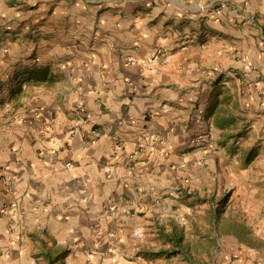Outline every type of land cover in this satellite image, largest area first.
I'll return each instance as SVG.
<instances>
[{"label":"crops","instance_id":"crops-1","mask_svg":"<svg viewBox=\"0 0 264 264\" xmlns=\"http://www.w3.org/2000/svg\"><path fill=\"white\" fill-rule=\"evenodd\" d=\"M235 11L0 0V264H152L156 224L185 230L186 190L242 116L229 103L264 107V35ZM221 236L227 264L258 261Z\"/></svg>","mask_w":264,"mask_h":264},{"label":"rangeland","instance_id":"rangeland-1","mask_svg":"<svg viewBox=\"0 0 264 264\" xmlns=\"http://www.w3.org/2000/svg\"><path fill=\"white\" fill-rule=\"evenodd\" d=\"M262 8L264 0H229V11L235 9L242 23L249 20L257 23L264 35V19L260 13L253 12ZM249 55L252 56L251 52ZM229 111L242 116L229 128V135H220L216 147L208 152L207 163L203 164L205 171L198 177L200 182L186 190L188 198H192L189 211H194L184 224L185 242L194 259L192 264H227L229 252L216 246V240L220 246L235 243L221 236L227 233L243 243H255L257 246L252 248L258 261L253 263L264 264V107L248 103L241 110L239 105L229 103ZM223 195H227V200L222 205V221L215 227L210 219L212 196L219 203ZM242 226L251 240L238 230ZM148 239L146 253L167 247L157 236ZM150 258L152 264H187L181 256Z\"/></svg>","mask_w":264,"mask_h":264},{"label":"trees","instance_id":"trees-1","mask_svg":"<svg viewBox=\"0 0 264 264\" xmlns=\"http://www.w3.org/2000/svg\"><path fill=\"white\" fill-rule=\"evenodd\" d=\"M235 122L234 118L229 117V126L233 125ZM225 124L221 125L224 126ZM213 203L211 205L212 207V213H211V221L214 223V226L216 227L217 224L222 221V205L226 203L227 195H223L221 197V200L219 203H216L214 196H212ZM158 238L163 240V242L167 245L166 248L160 249L156 253L149 252L148 255L152 257H165L166 259L176 256H181L183 260L187 264H192L194 262V259L192 257L190 248L188 244L185 242L184 237V230L182 226H179L175 223L170 222L169 224H156ZM242 230V236L243 234L246 236L247 233L244 232V227L242 226L238 230ZM237 235H240L241 233L239 231H235ZM40 256L43 258V260L46 262V264H57L59 260L65 255V252L60 251H41Z\"/></svg>","mask_w":264,"mask_h":264},{"label":"built area","instance_id":"built-area-1","mask_svg":"<svg viewBox=\"0 0 264 264\" xmlns=\"http://www.w3.org/2000/svg\"><path fill=\"white\" fill-rule=\"evenodd\" d=\"M92 133H93L95 136L97 135V132H96V131H93Z\"/></svg>","mask_w":264,"mask_h":264}]
</instances>
